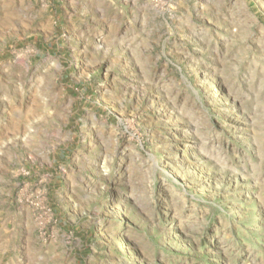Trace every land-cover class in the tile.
I'll list each match as a JSON object with an SVG mask.
<instances>
[{"label":"rangeland","instance_id":"obj_1","mask_svg":"<svg viewBox=\"0 0 264 264\" xmlns=\"http://www.w3.org/2000/svg\"><path fill=\"white\" fill-rule=\"evenodd\" d=\"M0 264H264V0H0Z\"/></svg>","mask_w":264,"mask_h":264}]
</instances>
